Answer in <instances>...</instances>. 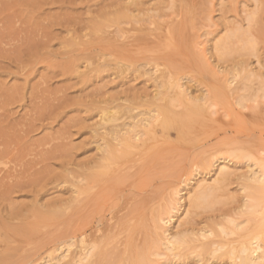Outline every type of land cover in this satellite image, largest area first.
Here are the masks:
<instances>
[{
    "label": "rangeland",
    "instance_id": "1",
    "mask_svg": "<svg viewBox=\"0 0 264 264\" xmlns=\"http://www.w3.org/2000/svg\"><path fill=\"white\" fill-rule=\"evenodd\" d=\"M238 29L249 44L224 51ZM171 82L183 90L175 112L208 114L185 140L161 126ZM109 125L157 134L154 150L130 152L111 174L130 177L110 193L117 216L136 215L134 249L159 250L152 264H238L196 243L172 255L159 237L203 229L223 242L218 225L232 228L250 174L264 173V0H0V264H65L78 250L68 254L69 231L96 216L87 218L76 190ZM205 186L216 190L200 205ZM162 209L166 224L155 227L148 219Z\"/></svg>",
    "mask_w": 264,
    "mask_h": 264
},
{
    "label": "bare ground",
    "instance_id": "2",
    "mask_svg": "<svg viewBox=\"0 0 264 264\" xmlns=\"http://www.w3.org/2000/svg\"><path fill=\"white\" fill-rule=\"evenodd\" d=\"M125 18L126 16L121 14L119 17L115 18L114 21H116V25H118L121 23V20ZM255 20L256 18L254 16L250 19L252 22ZM249 38L250 37L248 33L238 29L226 36L224 46H222V43L221 47H223V50L225 49L226 51L230 52L232 50V46L230 44L238 43L241 46H244L245 42L249 44ZM172 85V91L174 92L175 97L170 98V100L164 99V101H166V104H164L165 108L160 109L159 111V114L162 117L161 126L162 128L166 129H168V127H175V129L177 128L176 131H178V137L181 140H185L187 137L186 135L190 133L188 129H191L190 127L194 126V124L198 122V119L202 122L200 119H203L202 116L206 115L207 111L199 108L198 106H190L185 107L183 111L179 113L177 111L175 112L176 107L173 104L176 102V97H183V90L182 87L178 86L177 84L172 83ZM160 115L157 117L161 118ZM152 119H155L154 116L151 118V121H153ZM157 119L158 118H156L155 121ZM146 120L149 121L148 119ZM201 124L203 125V123H200V125ZM109 126L111 127L107 129L105 135L103 136V144H100L98 147L99 156H96L97 158H95L94 162L87 163V166L82 173V181L80 182L81 185L78 183L80 187L78 190H76V195L81 197L80 203H82L83 206L86 203L87 218L89 219V215L91 216L90 219H92L94 216H96V218L94 221H82L78 227L69 231L67 240L65 241L68 254L71 253V250L74 247L78 248V250L76 252L74 251V253L72 252L71 255H65L64 258L68 259L65 264H152L151 261L153 260L150 259L152 256H162L159 250H155L150 253V249L147 247L139 250L134 249L135 239L132 237V232L136 225V223H134L136 215H132L134 213H130L131 215L129 218L125 215L119 217L122 214L117 216L114 211H118V209H120H116L118 203L114 201V197L116 196V187H119V185L116 186L114 184H116V182L121 184L130 177L124 174L125 172L123 175L126 176L121 175V177L119 176L117 178L113 177L114 175H111L114 174L112 170H114L120 162L125 160L127 156L131 154L130 152H137L138 154L141 152L144 154L145 152L149 153L150 151L154 150L156 145L150 148L149 142L153 141L156 143L157 134L153 128L151 129V125L150 128H147V132H145L142 136H140V134L132 136L129 134L130 131L125 132L124 128L119 129L118 126ZM184 128H187L186 130L188 132H186ZM106 137H110V139H107ZM127 152L129 154H127ZM142 159L143 158H141V160ZM260 164V168L264 170V162H261ZM122 165L120 166L121 169H119L121 170L120 172H122L123 169ZM138 166L137 168L140 167ZM125 170H127V167ZM221 172L222 177L227 179V170L221 168ZM250 175L251 177H249L248 184L244 186V191L246 192V200H244L243 204L244 210L241 212L240 217H238H242V220L243 218L245 219L243 222H238L239 219L234 217V219H229L228 222L232 227L229 231H226L222 224L218 225V227L221 228V233L225 239H223V242L221 241L220 243L210 241L209 237L211 235L213 236L214 233L211 232L210 235H207L209 233L204 232L203 229L196 233L192 232L191 237L187 236V234L174 236L169 234L168 231H164L159 237V243L161 246L160 250H165L166 252L174 255V252H178L180 249L179 247L181 244L186 243L190 245L192 243H196V249H200L201 253L208 254L213 257L228 256L230 260H235V262L238 264H264V173L261 174L259 171L258 173L253 171ZM110 187H113L112 190L115 191L114 194L110 193ZM215 190L216 188L213 187H200V194L197 197L196 202L198 204L201 203L200 205H204V203H207L213 196ZM123 193H125V191ZM109 195H111V198L107 200L106 198ZM132 196L133 198L131 199H134V195ZM147 197L149 196H146L145 198ZM129 200L130 198L128 201ZM128 201L127 203L124 202V204L127 205L128 203H131V201ZM77 202H79V200L76 199V203ZM108 202L110 203L108 204ZM133 202L134 201H132L131 205ZM93 203H95V206L97 207L95 214L88 211V207L91 208ZM105 204H108L106 209L107 211L103 210L106 206ZM135 205H137L140 209V206L137 203ZM129 208L131 209L130 205ZM141 209L143 208L141 207ZM154 211L151 213L148 220L153 223L155 227L158 226V223L160 224V227L161 223L165 225L166 218H164V210L162 209L157 212ZM107 213L108 216L110 215L109 217L107 216ZM132 216L135 217L131 218ZM142 223H145L144 220L139 222V224ZM125 233H127V237L124 239V241L120 239L123 242H119L120 240L118 236L123 234L122 237L124 238ZM144 236L145 239L143 241V245L146 246L148 245V236L147 234ZM115 237H118L119 241L116 240ZM203 239L205 240L203 241ZM115 240L117 243H119H114ZM179 254L175 253V255Z\"/></svg>",
    "mask_w": 264,
    "mask_h": 264
}]
</instances>
